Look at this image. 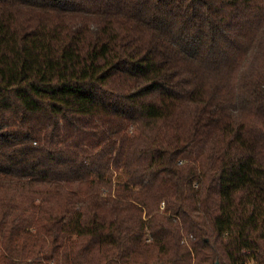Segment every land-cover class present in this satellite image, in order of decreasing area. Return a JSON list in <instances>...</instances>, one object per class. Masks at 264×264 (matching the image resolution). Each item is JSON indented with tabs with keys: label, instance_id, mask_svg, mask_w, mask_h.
Here are the masks:
<instances>
[{
	"label": "trees",
	"instance_id": "1",
	"mask_svg": "<svg viewBox=\"0 0 264 264\" xmlns=\"http://www.w3.org/2000/svg\"><path fill=\"white\" fill-rule=\"evenodd\" d=\"M216 261L264 264V0H0V264Z\"/></svg>",
	"mask_w": 264,
	"mask_h": 264
},
{
	"label": "rangeland",
	"instance_id": "2",
	"mask_svg": "<svg viewBox=\"0 0 264 264\" xmlns=\"http://www.w3.org/2000/svg\"><path fill=\"white\" fill-rule=\"evenodd\" d=\"M162 203V202H161ZM248 264H253V262L252 261H248Z\"/></svg>",
	"mask_w": 264,
	"mask_h": 264
},
{
	"label": "water",
	"instance_id": "3",
	"mask_svg": "<svg viewBox=\"0 0 264 264\" xmlns=\"http://www.w3.org/2000/svg\"><path fill=\"white\" fill-rule=\"evenodd\" d=\"M215 264H219V262L218 261H216V263Z\"/></svg>",
	"mask_w": 264,
	"mask_h": 264
},
{
	"label": "built area",
	"instance_id": "4",
	"mask_svg": "<svg viewBox=\"0 0 264 264\" xmlns=\"http://www.w3.org/2000/svg\"><path fill=\"white\" fill-rule=\"evenodd\" d=\"M161 205H163V202L161 203Z\"/></svg>",
	"mask_w": 264,
	"mask_h": 264
}]
</instances>
